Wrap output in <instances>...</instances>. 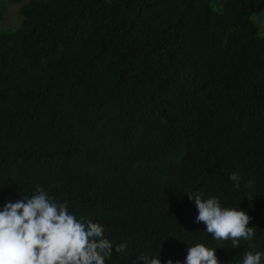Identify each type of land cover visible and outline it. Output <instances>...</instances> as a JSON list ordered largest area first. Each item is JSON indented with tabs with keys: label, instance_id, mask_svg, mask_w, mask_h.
I'll return each instance as SVG.
<instances>
[{
	"label": "trees",
	"instance_id": "1",
	"mask_svg": "<svg viewBox=\"0 0 264 264\" xmlns=\"http://www.w3.org/2000/svg\"><path fill=\"white\" fill-rule=\"evenodd\" d=\"M263 11L264 0H0V210L42 186L105 228L106 264H183L197 243L221 264L264 253ZM195 191L245 210L253 239L214 240Z\"/></svg>",
	"mask_w": 264,
	"mask_h": 264
},
{
	"label": "clouds",
	"instance_id": "2",
	"mask_svg": "<svg viewBox=\"0 0 264 264\" xmlns=\"http://www.w3.org/2000/svg\"><path fill=\"white\" fill-rule=\"evenodd\" d=\"M239 189L241 176L230 175ZM254 180L245 185L251 188ZM198 209L197 223L206 225V232L217 241H251L255 228L249 226L251 217L239 207H223L217 197L203 198L199 191L188 192ZM251 200L253 197L248 196ZM67 202H58L37 185L30 196L8 202L0 210V264H106L114 244L105 237V228L92 220L77 218L69 212ZM220 244L219 246H223ZM127 242L115 245V252L123 253ZM264 253L246 251L243 264H261ZM133 264H162L159 257L140 253ZM167 264H174L169 259ZM175 264H181L176 261ZM183 264H221L216 248L197 243L188 248Z\"/></svg>",
	"mask_w": 264,
	"mask_h": 264
},
{
	"label": "rangeland",
	"instance_id": "3",
	"mask_svg": "<svg viewBox=\"0 0 264 264\" xmlns=\"http://www.w3.org/2000/svg\"><path fill=\"white\" fill-rule=\"evenodd\" d=\"M19 21L18 16V5H9L8 7V15L6 17V26H15L17 25V22ZM255 22L257 26L260 28V30L264 33V11L262 12V15L255 19ZM2 24V23H1ZM0 24V30L3 28V24Z\"/></svg>",
	"mask_w": 264,
	"mask_h": 264
}]
</instances>
